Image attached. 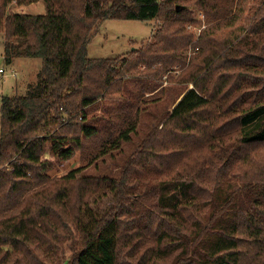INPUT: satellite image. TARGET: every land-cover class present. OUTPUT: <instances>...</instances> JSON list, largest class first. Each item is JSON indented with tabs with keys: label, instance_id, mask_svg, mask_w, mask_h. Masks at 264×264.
<instances>
[{
	"label": "trees",
	"instance_id": "1",
	"mask_svg": "<svg viewBox=\"0 0 264 264\" xmlns=\"http://www.w3.org/2000/svg\"><path fill=\"white\" fill-rule=\"evenodd\" d=\"M39 1L0 0L5 64L42 59L26 95L0 98V264H264V0H43L44 15L10 10ZM192 6L208 17L196 42ZM106 19L159 24L128 55L89 58ZM190 45L198 51L188 62ZM176 65L180 100L118 175L51 173L99 133L90 107L120 102L128 81H162ZM104 183L116 203L96 215L86 208Z\"/></svg>",
	"mask_w": 264,
	"mask_h": 264
},
{
	"label": "rangeland",
	"instance_id": "2",
	"mask_svg": "<svg viewBox=\"0 0 264 264\" xmlns=\"http://www.w3.org/2000/svg\"><path fill=\"white\" fill-rule=\"evenodd\" d=\"M10 10L15 13L44 15L47 13V5L41 0L31 5L12 4ZM190 10L194 18L202 23L201 26L189 25L188 27L194 31L193 42H196L201 30L206 26L208 17L199 7L192 6ZM158 24L155 19L148 21L106 19L98 25L92 35L88 45V57L114 58L128 55L131 51L140 49L143 44L154 39ZM3 39L4 36L0 33V98L26 95L28 85L37 82L39 78L42 59L14 57L11 63L5 64L2 58ZM197 51L198 48L196 49L192 45L184 50L187 61L192 59ZM182 70L179 65L174 66L164 75L162 81L148 78L128 81L129 88L125 93L124 100L113 103L100 102L90 107L89 114L96 118L95 124L99 127V133L86 139L84 146L76 151L71 161H55L51 173L61 175L72 169L82 168L81 173L84 175H118L124 162L139 149L143 137L153 127H156L160 119L167 112L172 111L180 100L186 85L177 83L176 79ZM13 71H16V76L12 75ZM188 87L192 88V85H187ZM137 117L138 125L136 131L131 134V140L123 141L120 148L114 147L115 139L120 132L134 122ZM45 157H49L48 152ZM115 203V196L109 183H104L100 191L91 198L89 208L86 210L101 215ZM69 247L67 246L64 252L66 257H70Z\"/></svg>",
	"mask_w": 264,
	"mask_h": 264
},
{
	"label": "built area",
	"instance_id": "3",
	"mask_svg": "<svg viewBox=\"0 0 264 264\" xmlns=\"http://www.w3.org/2000/svg\"><path fill=\"white\" fill-rule=\"evenodd\" d=\"M4 75V74H3ZM12 75L16 76V72H13Z\"/></svg>",
	"mask_w": 264,
	"mask_h": 264
},
{
	"label": "crops",
	"instance_id": "4",
	"mask_svg": "<svg viewBox=\"0 0 264 264\" xmlns=\"http://www.w3.org/2000/svg\"><path fill=\"white\" fill-rule=\"evenodd\" d=\"M2 58L4 59L3 54H2ZM2 70H3V69H2ZM2 70H1V71H2ZM3 71L5 72V70H3ZM13 72H14V71H13ZM15 72H16V71H15ZM16 74H17V73H16Z\"/></svg>",
	"mask_w": 264,
	"mask_h": 264
}]
</instances>
